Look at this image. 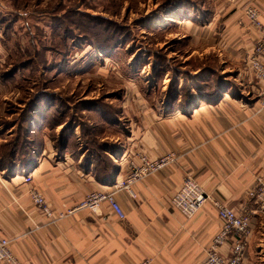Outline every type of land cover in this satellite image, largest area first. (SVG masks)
<instances>
[{
	"label": "crops",
	"instance_id": "0c3cea01",
	"mask_svg": "<svg viewBox=\"0 0 264 264\" xmlns=\"http://www.w3.org/2000/svg\"><path fill=\"white\" fill-rule=\"evenodd\" d=\"M251 4L261 10L264 25V0L233 4L201 0L199 6L188 1L192 9L185 12L186 5L180 6L182 12L175 15L178 24L192 32L193 41L203 43L198 52L219 59L217 72L223 82L232 74L236 82L218 100L201 101L189 117L174 111L171 118L161 119L155 110L142 109L148 103L143 97H133L127 107L134 122L131 132L99 135L108 147L105 152L97 150L96 159L87 152L58 155L51 138L35 140L46 135L35 123L28 133L32 167L19 156L4 166L0 151V235L11 239V248L23 264H139L145 259L150 264H204L206 250L222 224L217 209L209 201L186 220L171 198L189 174L208 193L241 210L249 189L264 178V112H257L264 80L255 77L246 61L261 35L244 17ZM261 58L264 62V54ZM234 88L239 90L236 95ZM142 116L147 126L150 118L154 120L152 130L135 129ZM12 135L6 132L4 138L0 133V144ZM136 151L150 158L175 152L177 162L135 182V196L126 189L116 192L126 220H120L108 203L53 220L30 196L29 191L36 189L55 212L64 211L91 191L114 189L129 172L126 157ZM85 155L89 159L84 161ZM104 157L112 159L110 166L102 163ZM29 174L32 180L25 182ZM109 179L111 183L106 182ZM251 228L243 264H264V213H252ZM232 247L230 240L221 251L229 255Z\"/></svg>",
	"mask_w": 264,
	"mask_h": 264
},
{
	"label": "rangeland",
	"instance_id": "374dc122",
	"mask_svg": "<svg viewBox=\"0 0 264 264\" xmlns=\"http://www.w3.org/2000/svg\"><path fill=\"white\" fill-rule=\"evenodd\" d=\"M188 1L0 0V133L26 139L37 115L49 110L66 125L53 130L49 124L46 135L35 140L52 139L54 132L56 147L54 136L74 126L76 132H91L96 142V135L131 132L127 107L133 97H143L148 103L141 108L155 110L161 119L174 111L189 117L201 101L213 98L199 99L196 88L218 87L205 65L223 75L219 59L200 54L203 43L193 41L175 18L192 9ZM226 78L222 88L236 83L234 74ZM175 89L182 92L172 109ZM143 116L135 129L152 130L154 120L147 126ZM25 145L30 148L29 141Z\"/></svg>",
	"mask_w": 264,
	"mask_h": 264
},
{
	"label": "built area",
	"instance_id": "2783aa9c",
	"mask_svg": "<svg viewBox=\"0 0 264 264\" xmlns=\"http://www.w3.org/2000/svg\"><path fill=\"white\" fill-rule=\"evenodd\" d=\"M226 1L233 4L238 0ZM244 17L249 26L257 28L261 32L253 50L246 56L247 66L258 80H264V62L261 58L264 54V25L261 20V10L256 5L251 4L245 8ZM257 112H264V92L260 96ZM176 162L177 155L175 152L166 153L158 158H150L146 154L136 151L133 155L126 157L125 163L128 165L129 172L124 180L118 181L113 185L114 189L104 187L91 191L76 205L68 207L64 211L55 212L38 190L31 189L29 193L34 203L41 208L45 216L53 220L64 218L77 210H93L100 207L103 203H108L120 220H126L128 217L127 212L116 198V192L119 189H126L132 196H135L132 189L135 182L163 170L170 164L175 165ZM24 180L25 182H30L32 175H27ZM209 201L215 205L222 224L206 250L204 264H243L252 234L251 215L258 212L264 213V178H258L254 186L249 189L241 210H235L221 199L208 193L189 174L183 178L180 188L171 198L173 207L180 211L186 220L193 219ZM230 240L233 247L231 253L226 255L221 251V247ZM0 261L7 264H23L11 248V239L1 235ZM150 263L151 260L145 259L139 264Z\"/></svg>",
	"mask_w": 264,
	"mask_h": 264
},
{
	"label": "trees",
	"instance_id": "16d2710c",
	"mask_svg": "<svg viewBox=\"0 0 264 264\" xmlns=\"http://www.w3.org/2000/svg\"><path fill=\"white\" fill-rule=\"evenodd\" d=\"M211 58H213V57L208 58L209 61H211ZM204 68H205L204 71L207 70V72L209 74H212L213 76H215L217 78L216 83H217L218 87L214 88L212 91L208 90L211 87L210 85H208V87H203V88L197 87L196 88V90H197L196 94H194V93L193 94L197 95L199 97V99H203L204 97L206 98L208 95H211L213 97V98L209 97V98H211V100H208L207 98L205 100H208L209 102H214L212 100H217L221 96V92L226 90L227 88H222V86L224 85V82H223L222 78H220L219 75L216 73V71L213 72V70H214L213 65H209V64L207 65L206 64ZM175 91H176V89H175ZM175 91L173 94L172 101L170 102L172 104L171 105L172 109L175 108V103L178 102V100L180 98V93L182 92V91L177 92L178 91L177 90L175 93ZM188 93L190 94V92H188ZM190 95H192V93ZM216 97H217V99H216ZM182 100L183 99H181V101ZM48 114H50V115L48 116ZM58 115L59 116H56L55 114H52V112H50L48 110L47 115L45 113L39 114V115H37L38 117H36L33 122L36 124V126L38 125L37 127H39V128L49 127L48 125L50 124V126H53L51 128H53V130H54V129H56V127H58L60 124L64 123V121H65L64 119L60 118L59 113H58ZM46 117H48V118H46ZM32 125L31 126L28 125L29 130H31ZM29 130H27V131H29ZM28 133L29 132L26 133V139H23V137L21 135H19V136L17 135V132H13V135L10 137H15V138H13L11 140H7L6 142H2L0 144V151H1V155H2V165L5 166L8 163H11L12 159H15L16 156H19V158L23 161L24 164H26L28 167H32L33 161L29 163V161L31 160V156H32L31 155L32 150H31V148L28 149V146L26 147V145H25V143H28V141H29L28 140ZM52 133H53L52 134V139H53L54 132H52ZM89 133H91V132H80V134H76V129L73 126L71 131L65 132L64 134H61L60 136H57V135H56V137L54 136V138L56 139L55 141L58 142V143H56V147H55L58 154L63 155V153L65 151H70V152H73L75 154L76 153L78 154V152H79V154L87 152V155L89 154L91 156L90 159H92V157H93V159L98 158V155L96 154L97 150H101V151L105 152L107 147H108V142L100 141V139L97 137V135H96V142L91 141L90 139L92 136ZM87 134H88V136L86 139ZM92 135L94 136L93 132H92ZM86 159H89V156L86 157V155H85L84 161ZM111 160L108 159V157H104L102 160V163L105 164V166H110L112 163ZM103 164H102V166H103ZM106 182L111 183L112 179L106 180Z\"/></svg>",
	"mask_w": 264,
	"mask_h": 264
}]
</instances>
